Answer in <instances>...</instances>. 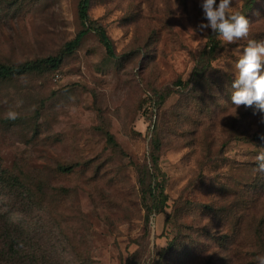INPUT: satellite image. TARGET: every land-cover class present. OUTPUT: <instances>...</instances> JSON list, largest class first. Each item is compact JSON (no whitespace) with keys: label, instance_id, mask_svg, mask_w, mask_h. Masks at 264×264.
<instances>
[{"label":"rangeland","instance_id":"374dc122","mask_svg":"<svg viewBox=\"0 0 264 264\" xmlns=\"http://www.w3.org/2000/svg\"><path fill=\"white\" fill-rule=\"evenodd\" d=\"M80 2L0 0V66L61 60L55 72L0 79L1 208L68 264H258L264 142L224 146L234 123L264 124V114L234 118L250 109L232 104L227 70L246 40L219 37L199 82L213 34L197 28L202 0H91L116 58L94 32L70 53ZM233 6L250 17L248 39L264 40V0ZM158 184L167 203L149 215Z\"/></svg>","mask_w":264,"mask_h":264},{"label":"trees","instance_id":"16d2710c","mask_svg":"<svg viewBox=\"0 0 264 264\" xmlns=\"http://www.w3.org/2000/svg\"><path fill=\"white\" fill-rule=\"evenodd\" d=\"M91 0H81L79 5V18L82 22L83 30L77 35V37L68 43L67 51L74 52L81 46L82 41L91 33H96L101 43L106 48L108 55L111 58H116L113 42L109 38L106 30L100 25L92 21L90 17ZM247 19L250 17L247 13L244 14ZM206 49L202 52L199 60V66L195 70L194 77L199 82H203L210 70L211 64L217 60L220 52L222 41L219 40L218 34L213 33L209 39ZM205 64H209L206 66ZM61 66V60L58 58H50L44 61L24 64L18 67L0 66V79L12 80L16 77L29 76L36 73H41L46 70L55 72L59 70ZM255 105L250 109L242 112L237 111L234 118L239 119L245 117L246 119H255L260 116ZM253 127H238L237 123L228 130L229 139L224 142V146L230 141H245L252 144H262L264 142V124L258 126L257 130L253 131ZM62 172H71L72 167H60ZM8 174V173H6ZM6 174L0 176V181L6 179ZM1 175V173H0ZM10 183V182H8ZM7 183V184H8ZM5 187V186H4ZM151 197L154 200V206L149 209V215L153 212H161L167 203V196L161 187H156L151 192ZM36 233L31 231L25 232V226L23 223H16L15 216L12 211H5L0 206V264H68L65 260L68 256L58 255L55 257L53 253H48L46 250H41L40 244L36 242ZM65 262V263H64Z\"/></svg>","mask_w":264,"mask_h":264},{"label":"clouds","instance_id":"9594fccd","mask_svg":"<svg viewBox=\"0 0 264 264\" xmlns=\"http://www.w3.org/2000/svg\"><path fill=\"white\" fill-rule=\"evenodd\" d=\"M201 8L207 23L197 28L203 32L211 29L227 44L246 40V45L232 52L237 59L227 70L233 75L231 102L236 107H252L264 113V40L248 39L250 22L244 14L233 11V0H202ZM195 32L196 30L193 29ZM16 111H8L6 118H18ZM256 171L264 173V152L255 157ZM258 264H264V255L258 256Z\"/></svg>","mask_w":264,"mask_h":264}]
</instances>
